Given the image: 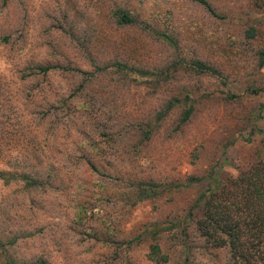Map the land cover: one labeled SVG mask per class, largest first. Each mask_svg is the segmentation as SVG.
Returning <instances> with one entry per match:
<instances>
[{
    "label": "rangeland",
    "instance_id": "374dc122",
    "mask_svg": "<svg viewBox=\"0 0 264 264\" xmlns=\"http://www.w3.org/2000/svg\"><path fill=\"white\" fill-rule=\"evenodd\" d=\"M205 2L0 0V264H228L188 212L256 159L264 99L246 89L264 83V0ZM177 94L192 116L155 125ZM153 224L164 261L149 257Z\"/></svg>",
    "mask_w": 264,
    "mask_h": 264
},
{
    "label": "trees",
    "instance_id": "16d2710c",
    "mask_svg": "<svg viewBox=\"0 0 264 264\" xmlns=\"http://www.w3.org/2000/svg\"><path fill=\"white\" fill-rule=\"evenodd\" d=\"M193 1L207 5L205 0ZM113 15L116 17L118 25L123 27L137 25L135 18L125 10L116 9ZM158 35L168 39L165 35ZM246 36L249 39L255 38V29H247ZM193 67L200 74H213L215 72L213 68L200 62H195ZM263 67L264 47L260 48L256 54V69L259 71ZM120 68L131 71L127 66ZM164 75L166 73L157 75V81L167 79ZM246 93L250 96L261 95L264 99V83L258 88L252 85L248 86ZM180 95L183 94L172 96L166 102L163 109L155 116V125L162 122L173 110L182 106L185 110L181 122L185 123L189 120L194 111L193 99L189 94H184L182 97ZM230 97L234 98L235 96ZM258 106L257 117L261 119L264 114V100ZM155 129V127H149L143 130L142 138L145 141L149 140ZM257 133L260 135V139L256 159L239 169L235 176L227 177L218 186L207 187L196 198L188 212V223H191L194 231L207 246L228 250V264H264V128L258 129ZM4 177V174L0 173V179H5ZM10 179L13 180L14 177ZM25 180L29 182L28 178ZM199 181H201L200 178L191 177L187 179L184 186L187 187ZM157 187L158 185L154 184L151 186L150 192L141 191V194H138L139 201L161 195L162 192H156ZM177 187H183V185L174 186V188ZM153 226L156 227V230L149 232L152 242L149 246V257L153 261H164L161 260L165 258H161V249L158 244L160 239L158 235L162 233L163 228L156 224ZM176 228L174 222H170L167 226L168 230Z\"/></svg>",
    "mask_w": 264,
    "mask_h": 264
}]
</instances>
